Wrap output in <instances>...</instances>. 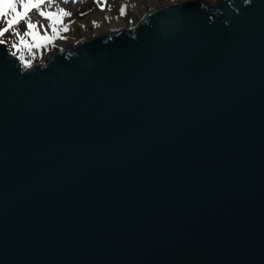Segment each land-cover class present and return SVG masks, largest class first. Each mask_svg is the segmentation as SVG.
I'll list each match as a JSON object with an SVG mask.
<instances>
[{
  "label": "water",
  "instance_id": "1",
  "mask_svg": "<svg viewBox=\"0 0 264 264\" xmlns=\"http://www.w3.org/2000/svg\"><path fill=\"white\" fill-rule=\"evenodd\" d=\"M0 264H264V0L0 44Z\"/></svg>",
  "mask_w": 264,
  "mask_h": 264
},
{
  "label": "rangeland",
  "instance_id": "2",
  "mask_svg": "<svg viewBox=\"0 0 264 264\" xmlns=\"http://www.w3.org/2000/svg\"><path fill=\"white\" fill-rule=\"evenodd\" d=\"M104 0H51L50 3L46 2L44 5H41V9L44 11L59 12L60 9H64L66 12H70L71 16L62 17L63 23L57 24V28L60 30L59 35L52 33L51 28H48L47 35L55 36V39L50 42H40V47H36L37 40H33L32 37L26 36L25 40L28 41L31 47L26 45L19 44V37L15 35L16 32H19L20 35H23L27 31L26 24L27 20L31 19L32 22L39 25H49L51 21L45 17L39 15L40 9H33L28 13V17L21 21L18 25H14L9 32L5 33L2 39L7 41V44L11 51L18 55L25 65H30L35 62H41L44 59L48 58L49 54L58 50L57 43L60 41L61 37L66 35L75 21H84L90 15L94 14L97 8L102 7L101 2ZM18 10L23 11L22 6L17 2ZM11 18V14L0 17V29L7 27V20ZM69 21L72 23L69 25V31H63V25L69 24ZM135 26L130 27L128 30L135 28ZM39 33L41 36L45 35L44 29L40 28ZM16 44L17 47H13ZM75 45V44H74ZM73 45H71L72 47Z\"/></svg>",
  "mask_w": 264,
  "mask_h": 264
},
{
  "label": "bare ground",
  "instance_id": "3",
  "mask_svg": "<svg viewBox=\"0 0 264 264\" xmlns=\"http://www.w3.org/2000/svg\"><path fill=\"white\" fill-rule=\"evenodd\" d=\"M175 1L179 0H104L102 7L86 20L73 23L70 31L57 43L58 49L69 48L87 37L127 30L139 24L155 7ZM205 1L217 3V0Z\"/></svg>",
  "mask_w": 264,
  "mask_h": 264
},
{
  "label": "snow or ice",
  "instance_id": "4",
  "mask_svg": "<svg viewBox=\"0 0 264 264\" xmlns=\"http://www.w3.org/2000/svg\"><path fill=\"white\" fill-rule=\"evenodd\" d=\"M18 0H0V17L7 16L11 14V18L7 20V27L0 29V44L7 43L6 40L2 39L5 33L9 32V30L14 26L18 25L21 21L25 20L28 17V13L33 9H40L39 15L49 19L51 23L47 26L39 25L38 22L34 23L31 19L27 20L26 28L27 31L23 35H20L19 32H16L15 35L19 37V44L26 45L31 47L27 40H25L26 36H30L33 40H37L36 47H40V42L50 43L55 39V36L47 35L48 28H51L52 33H55L57 36L59 35V29L57 28V24H62V17L71 16L70 12H66L64 9H60L59 12H51L44 11L41 9V5H44L46 2L50 3L51 0H19V4L22 6L23 11L18 10L17 7ZM123 14V9L121 10ZM72 21H69V24L63 25V31H69V25ZM43 28L45 35L41 36L39 33V29ZM63 38V37H61ZM13 47H17L16 44Z\"/></svg>",
  "mask_w": 264,
  "mask_h": 264
}]
</instances>
